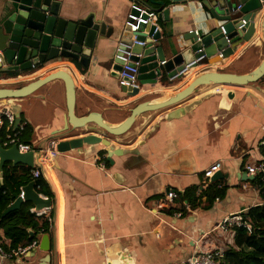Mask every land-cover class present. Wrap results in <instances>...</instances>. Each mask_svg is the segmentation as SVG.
Segmentation results:
<instances>
[{
	"label": "crops",
	"instance_id": "obj_1",
	"mask_svg": "<svg viewBox=\"0 0 264 264\" xmlns=\"http://www.w3.org/2000/svg\"><path fill=\"white\" fill-rule=\"evenodd\" d=\"M54 1L59 16L67 20L93 12L113 28L111 37L93 50L87 69L52 61L30 74L4 72L0 87H19L65 68L75 81L77 115L97 111L117 124L135 103L159 101L198 73L210 69L246 73L264 57L257 16L251 39L232 52L215 57L213 62L205 58L194 63L175 79L163 72L156 82L139 84L137 94L127 95L112 75V62L125 22L134 13L132 4L156 12L160 38L155 43L162 47L166 59L190 47L191 33L199 35L208 25L223 21L212 19L203 0L174 4L168 20L159 17L156 5L148 0L145 4L137 0ZM231 1L234 5L238 2ZM228 89L233 91L232 98L226 96ZM13 101L20 105L23 121L31 129L29 137L21 133L20 140L31 148L64 133L62 129L68 126L60 79ZM3 104L6 100H0V109ZM179 107H185L183 113L166 116ZM263 135L264 76L245 86H201L180 104L140 115L133 129L119 136L86 128L64 133L62 139L82 145L54 157L35 151L33 159L54 193L49 207L53 218L47 233L51 238L48 264H186L197 251L223 249L233 236L217 230L218 221L262 202L252 183L255 173H247L246 165H264L259 149ZM105 147L117 151L112 163L106 158ZM216 161L221 165L214 174L219 175L215 180L206 178L204 170ZM192 186H198L200 195L195 206L180 196ZM168 190L177 193L171 200L166 196ZM43 234L36 238L40 240ZM44 255L38 246L24 259L6 264H38Z\"/></svg>",
	"mask_w": 264,
	"mask_h": 264
},
{
	"label": "water",
	"instance_id": "obj_2",
	"mask_svg": "<svg viewBox=\"0 0 264 264\" xmlns=\"http://www.w3.org/2000/svg\"><path fill=\"white\" fill-rule=\"evenodd\" d=\"M145 4L146 0H137ZM156 5L159 17L168 20L171 7L185 0H148ZM242 3L240 12L246 23L240 30L236 27L240 24V19L232 15L234 3L231 0H203V6L210 11L212 19L223 21L224 34L220 26L208 25L199 35L190 34L193 43L188 49L177 53L166 59L162 47L157 46L155 41L159 40L160 32L155 31V25L151 22L143 24L141 29L146 30L147 34L140 33L139 40H146L145 45L135 44L133 47L134 55L131 59L139 61L138 81L139 84L154 83L157 77L163 72H167L171 78L177 70L182 69L185 56L195 52L198 48H203L199 54L211 55L221 51L222 55L232 52L243 42H248L255 31V20L260 16L261 36L264 42V7L261 0H239ZM264 1V0H263ZM58 3L54 0H0V74L11 72L18 76L20 73L30 74L36 69L42 68L49 62L62 60L69 64H74L79 68L87 69L93 50L99 46L101 40H107L113 33L112 27H107L102 18L95 16L93 12L84 18L67 20L59 16L57 10ZM132 11L136 13V10ZM128 36L127 31H122L120 40L128 43L123 36ZM225 35L229 37L230 44L227 43ZM120 48V47H119ZM121 51H116V56L112 62L114 77L118 78V71L121 69L123 60L119 56ZM215 57H219L215 55ZM214 57V59H215ZM213 59V61H215ZM161 61H164L161 63ZM174 66V67H173ZM175 66H177L175 68ZM171 68V69H170ZM169 71V72H168ZM264 76V57L254 69L246 73H234L221 70H205L195 75L188 83L180 89L166 94L163 99L154 101L145 99L135 103L128 108V114L117 124L107 121L100 112L88 111L84 115H77L75 112L76 86L71 73L65 68H59L43 76L30 79L27 83L19 87H0V100H6L15 114V124L21 120L20 105L13 100L26 97L37 91L43 85L56 79L64 83L67 124L62 130L64 133L74 129L86 128L89 130L101 129L108 134L119 136L132 129L138 117L147 112L162 110L170 106L180 104L190 97L199 87L205 85H237L245 86L258 82ZM120 91L127 95L138 93L137 88L130 89L124 85L119 86ZM227 97H233L232 89H228ZM199 100V99H198ZM193 104V103H192ZM191 106V105H190ZM185 107H179L167 113V117H175L183 113ZM70 126V127H69ZM64 133H59L56 137L57 150L59 153L80 147L81 142L68 143L62 139ZM88 143H95V139H88ZM106 158L113 162L112 155L116 149L105 147ZM34 152L29 150L20 151L16 145L4 148L0 145V178L3 174V165L11 162L13 165L23 164L30 168L34 167ZM40 170V169H39ZM243 174L246 175V172ZM219 173L214 174L211 180H215ZM253 176L250 175L249 178ZM23 195L15 193L14 200L2 212L1 216L8 212L18 209L23 202L30 201L36 209L51 206V199L43 197L35 189L34 180L21 187ZM29 237L34 236L31 228L27 229ZM51 238L44 233L39 240V249L45 255L38 264H48L50 260Z\"/></svg>",
	"mask_w": 264,
	"mask_h": 264
},
{
	"label": "built area",
	"instance_id": "obj_3",
	"mask_svg": "<svg viewBox=\"0 0 264 264\" xmlns=\"http://www.w3.org/2000/svg\"><path fill=\"white\" fill-rule=\"evenodd\" d=\"M264 7V1L261 0ZM132 9L136 10V13L129 14V19L126 20L125 26L123 28L124 31H127L129 33L128 36H123L125 39H127L129 42H122L119 40L118 42V50L121 51V59L123 60V63L121 64V69L118 71V84L119 86L124 85L130 89L137 88L139 89V82H138V67H139V61H135L131 59L132 55H134L133 47L135 44L145 45L147 43L146 40H139L138 36L140 33L147 34L146 30L141 29L143 24L147 22H151L155 25V29L150 37H152L155 33V31L158 30L157 20L158 16L154 10H147L145 8H142L138 6L137 4H132ZM242 7V3L238 0V2L234 5L232 9V15L238 19H240V24L236 27L237 30H240L242 26L246 23V20L242 17V13L240 12V9ZM264 9V8H262ZM218 26L221 27L222 32L225 34L226 31L223 27V22L219 24ZM196 35H198L197 31H195ZM225 39L227 43L230 44V39L225 35ZM120 47V48H119ZM203 51V48H198L195 50V52L191 53V55L187 56L185 59V63L182 69H179L176 71L174 75L171 76L172 79H175L185 72H187L188 69L191 68V66L194 63H198L205 58L208 59L210 62H213V59L215 55L222 56L221 51H218L215 54L211 55H205V54H199ZM164 61H161L163 63ZM15 124V114L11 110L10 106L8 104H3L0 109V131L1 129L5 130V136H0V145L4 148L10 147L12 145H16L17 148L22 151L26 152L29 150H33L35 153H43L46 155H49L51 157L56 156L59 151L57 150V137H50L45 142H40L37 144L35 148H31L30 144L23 143L20 140V134L21 131L25 125V121L20 120V122ZM14 126V130L11 132L10 128ZM18 127V128H17ZM260 144H264V135L263 138L260 141ZM221 163L219 161H216L212 164H210L203 172L204 176L206 178H210L213 176V174L220 169ZM246 171L247 173H256L258 171H264V165H256V164H247L246 165ZM30 173L32 177L37 178L39 175H41V171L39 168L34 165L33 168H30ZM19 194L22 196L23 191L20 189ZM176 191L174 190H168L167 191V198L170 200L176 196ZM43 196V195H42ZM45 197V196H43ZM30 211L34 213L36 216H48L49 215V207H43L40 209H36L34 205L30 208ZM177 216L180 215L179 213H175ZM236 227H246L250 229L249 223L245 220L243 216V212H236L227 214L224 217H222L217 225L216 229L219 230L223 234L227 235H234V229ZM39 244V238H34L30 242L27 243H20L13 246H7L5 247L0 242V264H6L7 261L11 260H21L27 257L29 254L33 252L34 249L38 247ZM223 257V251L222 249H215V250H200L195 252L186 262V264H219L220 260Z\"/></svg>",
	"mask_w": 264,
	"mask_h": 264
},
{
	"label": "trees",
	"instance_id": "obj_4",
	"mask_svg": "<svg viewBox=\"0 0 264 264\" xmlns=\"http://www.w3.org/2000/svg\"><path fill=\"white\" fill-rule=\"evenodd\" d=\"M21 119L23 120L22 114ZM18 128V127H17ZM13 126L10 128L12 132ZM31 129L24 125L21 133L25 138L29 137ZM5 130L1 129L0 136H5ZM22 134H20V138ZM260 152L264 156V144L260 145ZM264 163V160L262 161ZM34 180L37 192L45 195L51 201L54 193L47 180L39 175L32 177L30 167L23 164L11 165L6 162L3 165V174L0 178V242L5 246H13L20 243H27L36 238L39 233H49L53 218V208H49L48 216H36L30 211L33 204L30 201L23 202L18 209L1 216L2 212L14 200V194L19 193L22 186ZM212 182L211 184H214ZM253 185L258 190L261 199L260 204L247 208L243 212L245 220L249 223L250 229L246 227H236L234 229L233 241L226 245L223 257L219 264H264V171L255 173L252 179ZM198 186L185 189L180 194L181 198L195 206L198 198ZM197 192V193H196ZM180 210L183 212V208ZM31 228L34 237H29L27 229Z\"/></svg>",
	"mask_w": 264,
	"mask_h": 264
},
{
	"label": "rangeland",
	"instance_id": "obj_5",
	"mask_svg": "<svg viewBox=\"0 0 264 264\" xmlns=\"http://www.w3.org/2000/svg\"><path fill=\"white\" fill-rule=\"evenodd\" d=\"M139 82V81H138ZM134 103H132V105H133ZM136 123V122H135ZM135 123H134V125H133V127L135 126ZM133 127H132V129H133Z\"/></svg>",
	"mask_w": 264,
	"mask_h": 264
},
{
	"label": "bare ground",
	"instance_id": "obj_6",
	"mask_svg": "<svg viewBox=\"0 0 264 264\" xmlns=\"http://www.w3.org/2000/svg\"><path fill=\"white\" fill-rule=\"evenodd\" d=\"M43 70V69H42Z\"/></svg>",
	"mask_w": 264,
	"mask_h": 264
}]
</instances>
